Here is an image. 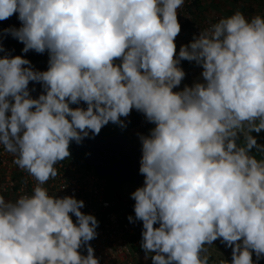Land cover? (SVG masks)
I'll use <instances>...</instances> for the list:
<instances>
[{
  "label": "clouds",
  "instance_id": "9594fccd",
  "mask_svg": "<svg viewBox=\"0 0 264 264\" xmlns=\"http://www.w3.org/2000/svg\"><path fill=\"white\" fill-rule=\"evenodd\" d=\"M184 3L0 0V20L18 13L22 22L4 32L23 52L50 56L43 72L21 56L0 58V145L37 181L15 202L0 196V264H99L89 243L96 218L81 212L82 200L43 185L57 177L71 141L110 121L123 126L132 109L155 124L141 136L144 186L131 194L153 264H208L205 245L218 238L235 245L231 264L264 255V160L248 154L254 137L235 142L245 123L264 130V16L221 18L177 59ZM180 60L201 65L204 82L174 92L185 76ZM30 81L46 94L33 99ZM81 101L86 110L69 106Z\"/></svg>",
  "mask_w": 264,
  "mask_h": 264
},
{
  "label": "built area",
  "instance_id": "2783aa9c",
  "mask_svg": "<svg viewBox=\"0 0 264 264\" xmlns=\"http://www.w3.org/2000/svg\"><path fill=\"white\" fill-rule=\"evenodd\" d=\"M203 0H185L182 8L177 10L178 22L181 31L175 38L176 43L180 37H188L191 41L198 38L204 29L209 28L213 22L197 21L193 17V7ZM185 75L188 70L178 64ZM174 91V90H173ZM10 115V113H6ZM143 121L148 122L144 116ZM258 122V121H257ZM107 132L112 135L117 129V123L106 124ZM249 126L245 123L237 135L248 132ZM15 156L7 152L0 145V196L6 200L15 202L22 195H31L37 181L26 170L20 169L15 163ZM56 168L58 175L43 185L49 195L57 198L73 196L84 202L81 212L93 215L98 221L97 236L89 241L94 249V256L99 264H153L152 257H148L141 249L140 241L135 235V227L138 224L136 218L129 221L126 200L122 196L119 200L107 188L106 177L98 175L88 166L80 154L70 151V156L60 161ZM73 222L76 217L72 214ZM242 244V241H240ZM81 255H87V248L79 249ZM252 251V250H250ZM232 256H228V259ZM253 264H264V255L260 258L252 251Z\"/></svg>",
  "mask_w": 264,
  "mask_h": 264
},
{
  "label": "water",
  "instance_id": "95a60500",
  "mask_svg": "<svg viewBox=\"0 0 264 264\" xmlns=\"http://www.w3.org/2000/svg\"><path fill=\"white\" fill-rule=\"evenodd\" d=\"M22 22L17 14L10 18L0 20V51L2 58L4 56H21L30 61L31 67L36 71H47L49 67V52L37 53L34 50L23 52L24 44L14 38L10 33L4 32L5 29H19ZM30 96L38 99L41 94H46L42 82L30 81L28 85ZM71 108H83L86 110L87 104L81 101L79 104H70ZM70 119V118H69ZM101 128L99 134L94 135L89 132V136L77 144L71 141L69 151L80 154L88 166H91L95 172L103 177H110L113 182H128L135 187H143L145 177L140 173V161L142 159V149L129 141L127 135L114 133L103 136ZM159 227V224L154 225ZM143 223L139 221L135 227L137 238L142 237ZM236 243H240L237 241ZM233 246H228L232 255ZM208 264H211L208 262Z\"/></svg>",
  "mask_w": 264,
  "mask_h": 264
},
{
  "label": "crops",
  "instance_id": "0c3cea01",
  "mask_svg": "<svg viewBox=\"0 0 264 264\" xmlns=\"http://www.w3.org/2000/svg\"><path fill=\"white\" fill-rule=\"evenodd\" d=\"M198 4H196L197 6L193 10V17L195 20L202 21V22L211 21L214 24V23H217L221 18L229 17L236 12L242 13L248 19H251L252 17L256 15L264 16V0H203L202 2ZM191 42L192 41L188 37H185V36L180 37L179 40L175 43L176 52H179L181 46L189 45ZM174 58H177V56L175 55ZM199 66L200 65H198L194 61L193 67H190V68L185 67L188 70L189 74L185 75L181 83L178 86L173 88L174 92H176L175 90L180 89L182 86L185 88L186 86L188 87L190 85H193L192 80L193 79L195 80V77H197L200 74V72H198L196 76L194 75L197 69L200 68ZM201 78L202 76H199L198 80H201ZM130 131L131 133H133L132 135L133 141L140 143L142 145V141H141L142 135H140V138L136 139L135 136L137 135L134 134L136 130H130ZM145 135H146V130L143 136ZM250 156L255 157L257 160H264V149H257V152H255L254 154Z\"/></svg>",
  "mask_w": 264,
  "mask_h": 264
},
{
  "label": "rangeland",
  "instance_id": "374dc122",
  "mask_svg": "<svg viewBox=\"0 0 264 264\" xmlns=\"http://www.w3.org/2000/svg\"><path fill=\"white\" fill-rule=\"evenodd\" d=\"M200 68L197 69V71L194 73V75L196 76L198 74V72H200V74L195 77V80H192L193 84L196 83H203V77L201 78V80H198L199 76H202V66H199ZM192 73V72H191ZM193 75V74H192ZM193 78V77H191ZM184 89V87L182 86L180 89H176V92H180ZM258 123V122H257ZM155 127L154 123H151L147 129H146V135L148 136L151 132V130ZM137 138H140V131L139 132H135L134 133ZM252 136L256 139V146L252 147L249 151V154L252 155L255 152H257V149H264L262 147H264V130H261L259 132L256 131H252L250 132L248 130V132L245 135H237V137L235 138V142L238 146L243 147L246 144V137L247 136ZM140 140V139H139ZM139 187H135L131 184H129L128 182H122L120 183V189L122 190L123 193V198L128 199L131 197V194ZM138 240L140 241V245L142 243V237H139ZM141 247V246H140ZM207 251L206 253H202V255H207L208 257V262L213 264H216L219 261H225L227 262V264H231L232 259H228V256L231 255L230 250L228 248V245L222 241V238H218L217 240L213 241L210 245H205ZM142 251L144 252V254L148 257H152L153 255H155V253H146L145 250L141 247Z\"/></svg>",
  "mask_w": 264,
  "mask_h": 264
},
{
  "label": "trees",
  "instance_id": "16d2710c",
  "mask_svg": "<svg viewBox=\"0 0 264 264\" xmlns=\"http://www.w3.org/2000/svg\"><path fill=\"white\" fill-rule=\"evenodd\" d=\"M196 6L197 5L195 4L193 7V10L195 9ZM192 13H193V11H192ZM16 14L18 16V13H16ZM176 56L178 59L179 58V52H176ZM0 58H2L1 53H0ZM115 63L117 65H119L121 63V61L119 59H117L115 61ZM179 64L182 67H187V68L189 67L190 68V67L194 66V61L180 60ZM194 85L195 84L190 85L188 87H192ZM143 117H144V114L142 112H139L136 109H133L127 117L121 118V121L123 122V126L121 124L117 123V129H116L115 133H121V134L127 135L130 142H132L133 144L137 145L139 148L142 149V145L140 143L133 141V139H132L133 133H131L130 130H136V132L140 131V134L143 136L146 128L151 124L149 121L148 122L143 121ZM107 130H108L107 126L106 125L103 126L102 133H103L104 137L111 135L110 133L107 132ZM112 134H114V133H112ZM106 180H107V188L111 191V193L114 196H116L119 200H122L123 193H122V190L120 189V183L113 182L110 177H106ZM134 205H135V201H134V199H132V197H130L126 200L127 213L129 215V217H132V218H136L135 212H134ZM137 221L139 222L140 220H137ZM220 262L221 261L217 262L216 264H220ZM211 264H213V262Z\"/></svg>",
  "mask_w": 264,
  "mask_h": 264
},
{
  "label": "flooded vegetation",
  "instance_id": "af4514ba",
  "mask_svg": "<svg viewBox=\"0 0 264 264\" xmlns=\"http://www.w3.org/2000/svg\"><path fill=\"white\" fill-rule=\"evenodd\" d=\"M122 183V182H121Z\"/></svg>",
  "mask_w": 264,
  "mask_h": 264
}]
</instances>
